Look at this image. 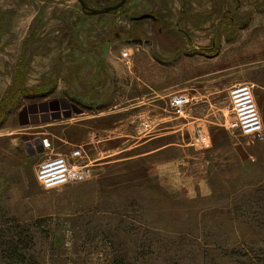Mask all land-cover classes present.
Here are the masks:
<instances>
[{
  "label": "rangeland",
  "instance_id": "374dc122",
  "mask_svg": "<svg viewBox=\"0 0 264 264\" xmlns=\"http://www.w3.org/2000/svg\"><path fill=\"white\" fill-rule=\"evenodd\" d=\"M243 82L264 135V0H0V264H264V137L227 127ZM44 102L71 113L32 122ZM76 148L91 177L44 189Z\"/></svg>",
  "mask_w": 264,
  "mask_h": 264
},
{
  "label": "built area",
  "instance_id": "2783aa9c",
  "mask_svg": "<svg viewBox=\"0 0 264 264\" xmlns=\"http://www.w3.org/2000/svg\"><path fill=\"white\" fill-rule=\"evenodd\" d=\"M127 52L122 53L126 57ZM231 118L227 127L232 134L253 139H262L263 125L253 97V85L247 82L232 85L228 91ZM191 104L186 94H176L170 98V105L182 111ZM210 136L196 128L192 145L208 147ZM47 149L48 144H43ZM84 154L82 148L73 149L69 155L46 156L36 170V179L44 189H53L70 183L83 182L92 175L90 164L81 163Z\"/></svg>",
  "mask_w": 264,
  "mask_h": 264
},
{
  "label": "water",
  "instance_id": "95a60500",
  "mask_svg": "<svg viewBox=\"0 0 264 264\" xmlns=\"http://www.w3.org/2000/svg\"><path fill=\"white\" fill-rule=\"evenodd\" d=\"M149 17H152V15L143 14V15L139 16L138 19L149 18ZM59 107H61L63 109L60 112H59V109H60ZM68 108H69V106L66 104L59 106V103H57V102H50V103L44 102V103L38 104L37 106L31 105L26 110L32 114V116L30 117V120L32 122H35L37 120V116H35L33 113H36L37 111L39 113H41V115H42L41 118L44 120L45 119V116H44L45 113L50 109L52 110L51 116L53 118L60 117V116L68 117L71 113L69 110L65 111V109H68ZM71 108H72V111H79V109L76 108V106H74V105H72ZM23 123L24 122L22 121V124Z\"/></svg>",
  "mask_w": 264,
  "mask_h": 264
},
{
  "label": "crops",
  "instance_id": "0c3cea01",
  "mask_svg": "<svg viewBox=\"0 0 264 264\" xmlns=\"http://www.w3.org/2000/svg\"><path fill=\"white\" fill-rule=\"evenodd\" d=\"M141 99H142V101H141V103L139 102V103H137V105L138 106H143V105H149V109L150 110H152V111H157L158 113L156 114V116H155V118H154V120H158V121H161V122H163V130H165L166 129V121H170V118H171V113L170 112H168V111H166V108H165V106H164V108H161V107H159V105H161V104H165L166 105V103L165 102H161V101H159V100H156V97H153V98H150V99H144L143 97H141ZM201 101H204V100H201ZM205 103V102H204ZM207 103H209V102H207ZM157 105H158V107H157ZM137 106V107H138ZM166 112H167V114H166ZM144 113V112H143ZM143 113H141V112H138V113H133L131 116H129V117H131L130 118V120L132 121V122H134V121H136V119L137 118H139L141 115H143ZM161 114H163V115H161ZM128 117V118H129ZM157 118H159V119H157ZM148 127L150 128V126H149V124H148ZM165 133H163V136L165 137ZM151 141H153V139H151V140H149V142H151ZM138 145H140V144H138ZM165 146H167V145H165ZM164 146V147H165ZM160 150V149H159ZM157 150L156 149H153V151L152 152H156ZM151 152V153H152Z\"/></svg>",
  "mask_w": 264,
  "mask_h": 264
},
{
  "label": "trees",
  "instance_id": "16d2710c",
  "mask_svg": "<svg viewBox=\"0 0 264 264\" xmlns=\"http://www.w3.org/2000/svg\"><path fill=\"white\" fill-rule=\"evenodd\" d=\"M10 250H12L11 252H9L10 257H12V255H14V256H17L18 255L19 256V254H16L15 253L16 250H14V248H12Z\"/></svg>",
  "mask_w": 264,
  "mask_h": 264
}]
</instances>
